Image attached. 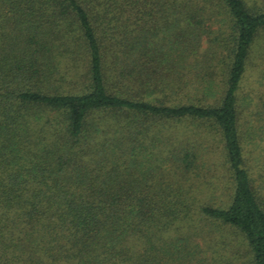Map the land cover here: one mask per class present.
<instances>
[{
    "label": "trees",
    "instance_id": "16d2710c",
    "mask_svg": "<svg viewBox=\"0 0 264 264\" xmlns=\"http://www.w3.org/2000/svg\"><path fill=\"white\" fill-rule=\"evenodd\" d=\"M236 238L264 264V0H0V264Z\"/></svg>",
    "mask_w": 264,
    "mask_h": 264
},
{
    "label": "rangeland",
    "instance_id": "374dc122",
    "mask_svg": "<svg viewBox=\"0 0 264 264\" xmlns=\"http://www.w3.org/2000/svg\"><path fill=\"white\" fill-rule=\"evenodd\" d=\"M73 79H76L75 76H71ZM251 83H252V79H251ZM250 85V83L248 84ZM249 89V88H247ZM215 246H211L214 248H217V250L219 252H217L216 254H213L212 252H215L213 249L210 251L209 250V246L205 245V248L207 251H210L211 255L209 254V258H210V262H213L215 260H219L218 262H221L220 264H250V260L247 254V251L244 249V247L240 246V241L238 240V238H236V240L234 239V246L230 248H226L222 243L221 244H214ZM223 245V246H222ZM219 248V249H218ZM212 262V263H213Z\"/></svg>",
    "mask_w": 264,
    "mask_h": 264
}]
</instances>
